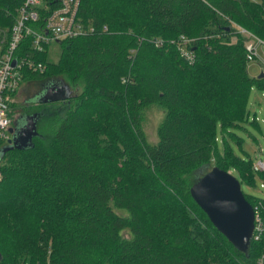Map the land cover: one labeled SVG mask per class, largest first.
I'll return each mask as SVG.
<instances>
[{
  "label": "trees",
  "instance_id": "16d2710c",
  "mask_svg": "<svg viewBox=\"0 0 264 264\" xmlns=\"http://www.w3.org/2000/svg\"><path fill=\"white\" fill-rule=\"evenodd\" d=\"M20 1L0 0L5 37ZM43 2L42 16L60 5ZM77 14L92 30L58 39L56 61L45 44L36 54L45 69L23 79L38 88L28 103L51 81L70 96L47 113V138L0 156V264H255L262 242L236 248L193 199L190 180L215 164L255 183L252 157L228 140L241 144L232 128L249 121V93L264 89V77L249 73L247 36L233 22L264 39V0H80ZM181 34L193 39V62L179 53ZM153 104L164 115L150 142L142 111ZM100 132L115 136L108 151L92 145Z\"/></svg>",
  "mask_w": 264,
  "mask_h": 264
},
{
  "label": "built area",
  "instance_id": "2783aa9c",
  "mask_svg": "<svg viewBox=\"0 0 264 264\" xmlns=\"http://www.w3.org/2000/svg\"><path fill=\"white\" fill-rule=\"evenodd\" d=\"M79 2L80 0H60L57 8L46 12L43 16L42 10L48 8L43 0H21L16 7L15 17L7 31L5 43L3 38L0 39V43H3L0 45V145L7 143L10 138L12 112L9 102L14 99L18 87L29 71L42 72L46 67L43 61L37 59L36 54L51 41L92 30L91 25H84L78 18ZM233 24L247 36L245 48L248 61H260L264 71V39L235 22ZM0 31L4 35V31L1 29ZM27 35L32 36V48L18 51L21 40ZM192 40L191 37L183 34L178 38L179 53L188 62H193L195 59V52L190 47ZM251 166L256 178L254 186L258 185L262 191L261 195H250L254 199L252 203L254 227L251 239L262 242V250L255 264H264V142L258 145Z\"/></svg>",
  "mask_w": 264,
  "mask_h": 264
},
{
  "label": "water",
  "instance_id": "95a60500",
  "mask_svg": "<svg viewBox=\"0 0 264 264\" xmlns=\"http://www.w3.org/2000/svg\"><path fill=\"white\" fill-rule=\"evenodd\" d=\"M258 76L264 77V71ZM69 96L65 83L51 81L38 91V98H33V101L37 100L40 103L60 101ZM28 100L32 101V98ZM38 114L32 112L19 116V126L7 143L0 147V156L11 147L33 146V138L38 134L36 126ZM190 193L213 225L236 248L245 251L253 232L254 210L244 195L239 178L229 170L212 165L191 184Z\"/></svg>",
  "mask_w": 264,
  "mask_h": 264
},
{
  "label": "rangeland",
  "instance_id": "374dc122",
  "mask_svg": "<svg viewBox=\"0 0 264 264\" xmlns=\"http://www.w3.org/2000/svg\"><path fill=\"white\" fill-rule=\"evenodd\" d=\"M2 31H4L2 28H0ZM5 32V31H4ZM0 31V39L3 38L4 43L7 37L1 34ZM0 45H3V43H0ZM60 53V46L57 41H51L48 44L47 49V58L51 61H56L58 59ZM248 70L251 75L258 76L259 73L262 71V66L260 65V61L258 60H249L248 61ZM22 84L18 87L14 99L16 102L15 112L17 113H32V112H38V118L36 126L38 134H44V137L47 138L49 136V133L51 132V125L53 123L54 117L53 115L50 117L47 115L48 112H56L59 110L65 109L66 104L65 102L60 101H54L50 103H36V102H30V103H23V100L30 99L32 96V93L36 92L37 86L34 84L26 85L25 82H21ZM78 84V83H77ZM256 85V84H255ZM77 86L72 85L71 91L75 92ZM79 88V87H78ZM72 103H74V100H71ZM26 104L25 107L20 108L21 104ZM247 108L250 111L249 115V121H242L238 124V126L233 127L232 130L235 132L239 138L242 139L241 144H238L236 140L233 138H229L228 143L231 146L232 150L240 155L247 156V154L252 157V159L255 157L257 153V147L259 144L264 142V89H259L257 86H254L252 90L249 93V98L247 100ZM112 116L115 117L117 122L122 126L119 129V132L121 130H124L126 133V141H127V150H129L131 153L134 151L135 143L133 141V137L131 135V132H128L126 128V125L124 123V119L122 118V114L117 110L116 108H112ZM256 111V117L257 124L255 122H251L254 113L253 111ZM164 115V109L156 104L149 105L148 107H145L142 111V127L144 129L146 138L150 142H155L158 139L157 136V127ZM40 117V118H39ZM38 124V125H37ZM218 129V127H217ZM217 135L220 137L219 130L217 131ZM115 139V136H113L111 133H104L100 132V137L98 141L94 142L92 145L95 147H98L100 149H104L105 151L109 150V147L112 145L110 144L111 139ZM116 140V139H115ZM105 153V152H104ZM215 165V164H214ZM235 175H237L236 170H231ZM194 179L190 180V183H193ZM241 188L244 193L249 195H261L262 191L258 187V185H249L245 183L244 181L241 182Z\"/></svg>",
  "mask_w": 264,
  "mask_h": 264
},
{
  "label": "flooded vegetation",
  "instance_id": "af4514ba",
  "mask_svg": "<svg viewBox=\"0 0 264 264\" xmlns=\"http://www.w3.org/2000/svg\"><path fill=\"white\" fill-rule=\"evenodd\" d=\"M34 93H32V95H33ZM30 96H31V94H30ZM23 103H28L26 100H23ZM37 103V102H36ZM22 114H27V113H17V112H12V117H11V124H10V126H9V129H11L10 130V138H11V136H12V134L14 133V131L18 128V126H19V123H18V118H19V116L20 115H22Z\"/></svg>",
  "mask_w": 264,
  "mask_h": 264
},
{
  "label": "bare ground",
  "instance_id": "6f19581e",
  "mask_svg": "<svg viewBox=\"0 0 264 264\" xmlns=\"http://www.w3.org/2000/svg\"><path fill=\"white\" fill-rule=\"evenodd\" d=\"M38 98V97H37Z\"/></svg>",
  "mask_w": 264,
  "mask_h": 264
},
{
  "label": "crops",
  "instance_id": "0c3cea01",
  "mask_svg": "<svg viewBox=\"0 0 264 264\" xmlns=\"http://www.w3.org/2000/svg\"><path fill=\"white\" fill-rule=\"evenodd\" d=\"M255 111V110H254Z\"/></svg>",
  "mask_w": 264,
  "mask_h": 264
}]
</instances>
